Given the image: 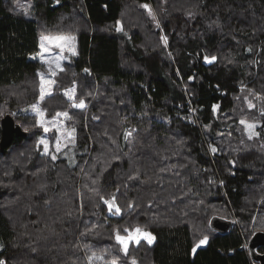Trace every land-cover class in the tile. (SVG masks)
I'll use <instances>...</instances> for the list:
<instances>
[{
  "label": "trees",
  "instance_id": "trees-1",
  "mask_svg": "<svg viewBox=\"0 0 264 264\" xmlns=\"http://www.w3.org/2000/svg\"><path fill=\"white\" fill-rule=\"evenodd\" d=\"M68 34L76 53L40 104L47 120L67 111L75 129L70 156L53 160L24 111L44 69L30 55L40 36ZM72 88L86 107L64 95ZM262 113L264 0H0V135L5 115L23 132L0 149V261L252 264L248 240L264 232ZM136 228L155 239L126 254L114 230Z\"/></svg>",
  "mask_w": 264,
  "mask_h": 264
},
{
  "label": "snow or ice",
  "instance_id": "snow-or-ice-1",
  "mask_svg": "<svg viewBox=\"0 0 264 264\" xmlns=\"http://www.w3.org/2000/svg\"><path fill=\"white\" fill-rule=\"evenodd\" d=\"M143 7L147 8L148 5H143ZM149 11H151V10H149ZM153 19H155L154 15H153ZM45 40H51V41H54V42H58L57 46L58 47H63V45H71L72 41L75 40V37L73 35H70V34H68V35H60V36H55V37L42 35L41 36V41H45ZM162 40L164 41V43L166 45L167 44V38L166 37H162ZM41 47L43 48V44L41 45ZM41 59H43V56L41 57ZM212 59H215V57H213ZM45 62L47 63L48 61H45ZM56 67L60 68V70L63 71V68H61L58 63L56 64ZM85 71H87V69H85ZM38 75H40V74L38 73ZM52 75L54 76L55 72H52ZM54 83H55L54 80H52V79H47L46 80L43 77V75H41V84H40V88H39V96L37 98L36 103L30 105V108L33 111H35L38 115H40L41 117L45 116L46 113H45V110H42L40 108V104H41V102H43L45 100L46 96L52 95L51 86ZM45 85H47L48 87L46 88ZM64 95L67 96L70 100H73V106L74 107H78V108L86 107L85 102H84L83 99H81L78 104L75 103V89L74 88L65 89L64 90ZM250 107H251V105H250ZM262 114H264V113H262ZM58 117H63L64 119H69V120L72 118L71 116H69V113L67 111L57 112L55 114V116L52 117V120L50 121V123H52L55 126L56 123L58 122L57 121ZM241 123L243 124L245 122L241 121ZM41 126L44 127V131L45 132L49 131V128L44 126L43 123H41ZM254 127H255V125H253V124H247L246 125V130H249V137H248L249 139H252L253 136H257L258 135V133L253 131ZM74 131H75V129H73L72 132H69L68 136H72ZM130 135H131V132H126L125 133V140H127ZM73 142H74V139H73ZM40 143H42L44 145V152L47 154L48 151H49L48 143L45 140H41ZM56 150L60 151L59 138L57 140ZM210 150L213 153H215L218 149L216 147H211L210 146ZM52 159L55 160L56 156L52 155ZM135 178L136 177H134V176H130L129 177V179H135ZM104 203L108 206V211H109L110 214H114V215L120 214L121 209H120V207L118 205H116L115 197H112L111 201L104 200ZM129 207H132V205H129ZM114 231L116 233L115 238H116L117 242L122 246V250L126 254H127V250H128V246H129L130 242H135L136 244H139L140 240L144 239V240L147 241V243L151 244L153 242V240L155 239L151 235V233L144 232L140 228H136L134 230L124 229L123 231L128 234L127 236L120 235V230L119 229H115ZM207 240H208V237L206 235L203 236V238L200 239V241L196 245V247H199V245L205 244L207 242ZM195 250H196V248L194 247L193 251L195 252ZM93 258L102 259V257H90L89 260L91 261ZM0 264H4V262L0 261ZM111 264H117L116 259H113ZM132 264H136L135 260L132 261Z\"/></svg>",
  "mask_w": 264,
  "mask_h": 264
},
{
  "label": "rangeland",
  "instance_id": "rangeland-1",
  "mask_svg": "<svg viewBox=\"0 0 264 264\" xmlns=\"http://www.w3.org/2000/svg\"><path fill=\"white\" fill-rule=\"evenodd\" d=\"M146 10L149 13V15L151 16V19L153 20V22L155 24H158L157 16H155V14H154V12H153V10L149 4H148V7L146 8ZM149 10H151V11H149ZM153 15L155 16V19H153ZM44 36L55 37V36H60V35H44ZM57 43L58 42H54L51 40L41 41V36H40L38 52L30 55L31 59L38 60L40 63L44 64V69L40 72V82H41V75H43V77L46 80L47 79L53 80L52 72L56 73L58 70H60V68L56 67V64L58 63L60 65V67L63 68V64L65 62H67L76 53V41L75 40L72 41L71 45H63V47H58ZM42 44H43V48L41 47ZM42 56H43V59H41ZM45 61H48V62L46 63ZM52 86H51V92H52ZM45 87L47 88L48 86L45 85ZM249 102H251V101H249ZM24 111L36 114L38 116L37 118L39 119L38 122L43 123L44 126L49 128V131L48 132L44 131V134L41 137V140H45L48 143L49 150L53 149L52 153L54 155L62 154V155H66L67 157H69L70 156L69 155V152H70L69 145L70 146L72 145L73 135L68 136V133L72 132V130L65 127L64 118L63 117L57 118L58 122L54 126L52 123H50V121L52 119L47 120L44 118V116L41 117L35 111H33L30 108V106L25 108ZM247 124L255 125L253 131L256 132V130H255L256 124L255 123L245 121V123H244L245 129H246ZM53 132L55 133V137L51 140L49 138V136H47V134L51 135V134H53ZM246 133L249 136V130H246ZM58 138H59L60 151L56 150ZM43 150H44V145H43ZM142 231H144V230H142ZM127 235L128 234L126 233V235H124V236H127ZM141 240H144V239H141ZM144 241H146V240H144ZM130 244H135V242H130L129 245Z\"/></svg>",
  "mask_w": 264,
  "mask_h": 264
},
{
  "label": "water",
  "instance_id": "water-1",
  "mask_svg": "<svg viewBox=\"0 0 264 264\" xmlns=\"http://www.w3.org/2000/svg\"><path fill=\"white\" fill-rule=\"evenodd\" d=\"M23 134L21 128L15 124L13 118L10 115H5L1 119V135H0V149L7 148L13 137L21 136ZM212 226L217 230L227 231L231 226L230 222H223L219 219L212 221ZM258 247L264 248V232L259 231L254 233L248 241V249L253 260L259 264H264V252L255 253Z\"/></svg>",
  "mask_w": 264,
  "mask_h": 264
},
{
  "label": "bare ground",
  "instance_id": "bare-ground-1",
  "mask_svg": "<svg viewBox=\"0 0 264 264\" xmlns=\"http://www.w3.org/2000/svg\"><path fill=\"white\" fill-rule=\"evenodd\" d=\"M218 231H220V232H226V231H221V230H218ZM249 241V240H248ZM247 247H248V243H247ZM263 253V252H262ZM253 259V258H252Z\"/></svg>",
  "mask_w": 264,
  "mask_h": 264
},
{
  "label": "built area",
  "instance_id": "built-area-1",
  "mask_svg": "<svg viewBox=\"0 0 264 264\" xmlns=\"http://www.w3.org/2000/svg\"><path fill=\"white\" fill-rule=\"evenodd\" d=\"M254 264H259V263H257V262H253Z\"/></svg>",
  "mask_w": 264,
  "mask_h": 264
}]
</instances>
